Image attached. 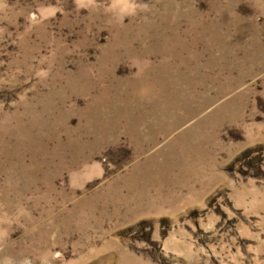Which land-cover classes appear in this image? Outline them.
Returning <instances> with one entry per match:
<instances>
[{"label": "rangeland", "instance_id": "374dc122", "mask_svg": "<svg viewBox=\"0 0 264 264\" xmlns=\"http://www.w3.org/2000/svg\"><path fill=\"white\" fill-rule=\"evenodd\" d=\"M0 264H264V0H0Z\"/></svg>", "mask_w": 264, "mask_h": 264}]
</instances>
